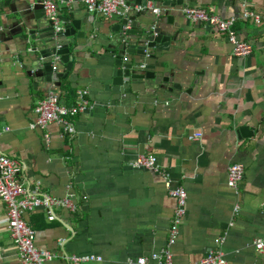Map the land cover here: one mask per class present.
I'll list each match as a JSON object with an SVG mask.
<instances>
[{
	"label": "crops",
	"instance_id": "obj_1",
	"mask_svg": "<svg viewBox=\"0 0 264 264\" xmlns=\"http://www.w3.org/2000/svg\"><path fill=\"white\" fill-rule=\"evenodd\" d=\"M55 3L57 14L70 8L93 17L81 26L90 30L78 39L79 60L69 71L59 64L58 81L42 70L35 74L24 55L32 45L26 34L34 19L30 1L0 0V130L8 127L0 152L24 163L18 174L24 185L55 197L71 195L75 203L74 210L55 207L51 221L41 209L23 213L34 244L56 254L52 264H71L65 259L71 255L101 258L81 264H138L139 258L151 264L150 255L164 249L174 264H194L211 248L221 250L227 264H264L253 246L264 236V0H182L169 7L156 23L170 39L149 49V57L135 56L136 67L145 63L140 71L154 72L156 81H130L126 93L111 82L109 54L123 36L122 19L89 13L82 0ZM185 6L236 17L233 29L251 52L234 56L226 35L188 21ZM244 10L257 14L258 24L243 18ZM133 13L151 24L156 19L150 11ZM157 77L168 81L158 84ZM78 90L86 91L88 106L68 117L75 127L71 136L56 122L31 128L37 101L54 94L70 107ZM243 125L252 133L238 139L235 130ZM194 132L202 137L189 140ZM146 154L156 157V170L133 167ZM233 162L243 165L238 193L226 183ZM165 173L170 186L186 192L185 215L171 245L176 201ZM0 264H19L1 201Z\"/></svg>",
	"mask_w": 264,
	"mask_h": 264
},
{
	"label": "built area",
	"instance_id": "obj_2",
	"mask_svg": "<svg viewBox=\"0 0 264 264\" xmlns=\"http://www.w3.org/2000/svg\"><path fill=\"white\" fill-rule=\"evenodd\" d=\"M31 5H41L44 15L47 19L54 22V30L60 29L57 22V8L55 0H29ZM89 13L97 14L105 18H127L131 12L150 11L156 17L162 13V9L147 1L144 5L130 6L126 0H82ZM182 13L186 19L194 24L204 23L213 33L225 34L227 41L231 44V53L234 56L245 57L251 52V46L248 42L237 38L233 29L236 17L230 16L222 18L218 15L208 14L204 9L196 6H185ZM243 18H252L254 23L258 24L260 18L257 14L244 10ZM128 28V24L123 27V34ZM145 57H149V52L145 51ZM145 63L139 64L143 69ZM84 90H78L75 94L76 103L73 106L65 107L58 103L57 97L50 94L45 98L37 101L34 112L36 114L34 126L45 127L51 122H56L63 127L66 134L71 136L75 132L74 122L68 117H72L78 111L86 108L87 100L85 99ZM8 130L4 127L2 132ZM202 137L201 132H194L188 136L189 140H197ZM135 168H147L156 170V157L152 154L138 155L132 162ZM25 169L21 160L10 158L0 152V201L6 205L7 231L16 247L19 264H52L56 254L44 248H39L34 244V230L23 219V213L32 212L35 209H41L45 213L46 219L51 221L56 218L54 213L55 207H64L70 210L75 209V203L71 195L65 197H55L47 194L38 193L24 185L18 178V174ZM243 175V165L233 162L227 166L226 183L235 193H238L239 184ZM166 187H169V194L175 198L176 207L169 226L168 244L175 242L179 226L185 215V198L186 192L182 186H170L167 173L164 174ZM64 239L59 240L63 244ZM254 248L261 254H264V236L256 238L253 241ZM71 264H81L86 261H99V256H65ZM151 264H174L169 249L160 250L150 255ZM138 264H148L146 258H139ZM194 264H227L224 254L218 249H208L205 254Z\"/></svg>",
	"mask_w": 264,
	"mask_h": 264
},
{
	"label": "water",
	"instance_id": "obj_3",
	"mask_svg": "<svg viewBox=\"0 0 264 264\" xmlns=\"http://www.w3.org/2000/svg\"><path fill=\"white\" fill-rule=\"evenodd\" d=\"M62 1L68 2V0ZM147 1L162 7V13L164 14L168 13L169 7H175L182 3V0H126V3L130 6L144 5ZM29 8L34 10V19L30 21L29 28H26V34L32 41V45L28 51L24 52V55L29 59L30 66L35 74L38 70H42L47 77L50 76V79L58 81L62 76L57 71L58 65H64L65 71H69L72 68L73 61L79 60L78 51L80 46L78 39L83 38L85 33L90 30V26L84 29H81V26L86 22L91 25L93 17L86 13L78 16L74 10L68 8L66 14H57V22L61 27L58 31H55L54 22L45 17L41 5L29 4ZM132 13L127 18L122 19V27L128 24V28L125 30V35H120V38L111 43L114 47H111L109 51L115 68L111 76V82L113 85L121 87L122 93L129 92V89L124 88V85L130 81L144 80L147 82L151 79L154 82L155 73L149 70L140 71L136 67V64L140 63V59L135 56H142L145 51L170 39L169 34L164 32L160 24L156 23L157 20H154L151 24L144 15L138 17L136 13ZM167 19L171 21L172 17L167 16ZM129 40L135 42L133 47L127 46ZM21 63L19 61V65ZM161 81L166 82L168 80L166 77L160 79L157 77L156 83L159 84ZM147 86L151 87V83ZM173 87L180 88L175 83ZM251 129L244 125L240 126L235 130L237 138L251 135Z\"/></svg>",
	"mask_w": 264,
	"mask_h": 264
}]
</instances>
